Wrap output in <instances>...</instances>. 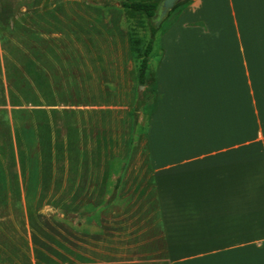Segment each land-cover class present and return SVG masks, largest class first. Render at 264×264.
Segmentation results:
<instances>
[{
    "label": "rangeland",
    "instance_id": "1",
    "mask_svg": "<svg viewBox=\"0 0 264 264\" xmlns=\"http://www.w3.org/2000/svg\"><path fill=\"white\" fill-rule=\"evenodd\" d=\"M95 1L0 0V264H169L140 74L180 6Z\"/></svg>",
    "mask_w": 264,
    "mask_h": 264
},
{
    "label": "crops",
    "instance_id": "2",
    "mask_svg": "<svg viewBox=\"0 0 264 264\" xmlns=\"http://www.w3.org/2000/svg\"><path fill=\"white\" fill-rule=\"evenodd\" d=\"M158 37L146 142L168 263L264 264V0H190Z\"/></svg>",
    "mask_w": 264,
    "mask_h": 264
},
{
    "label": "trees",
    "instance_id": "3",
    "mask_svg": "<svg viewBox=\"0 0 264 264\" xmlns=\"http://www.w3.org/2000/svg\"><path fill=\"white\" fill-rule=\"evenodd\" d=\"M162 0H122L120 1L121 6L125 8H129L133 11L140 12L144 14L147 18H152L156 13L159 8V4ZM190 0H183L181 2L176 3L169 11L171 13L174 11L178 6H180L179 10L177 13L185 6L188 4ZM97 5H102L104 7H110L113 6V2L111 0H104L103 3L95 1ZM177 13L174 15V17L177 15ZM173 17V18H174ZM172 20V19H171ZM171 21H168L165 23L163 26H156L154 24H150L149 26V32H150V37L146 43L145 49H144V57L141 61V74L140 78L143 80V71L144 69L148 66V59H149V54L152 48V44L155 38V35L159 30L164 29L169 25ZM142 100H138L137 103V108L141 107L142 105ZM118 186V183L115 185V187Z\"/></svg>",
    "mask_w": 264,
    "mask_h": 264
},
{
    "label": "water",
    "instance_id": "4",
    "mask_svg": "<svg viewBox=\"0 0 264 264\" xmlns=\"http://www.w3.org/2000/svg\"><path fill=\"white\" fill-rule=\"evenodd\" d=\"M181 0H162L159 4V8L157 12H159V16L163 17L166 13Z\"/></svg>",
    "mask_w": 264,
    "mask_h": 264
}]
</instances>
